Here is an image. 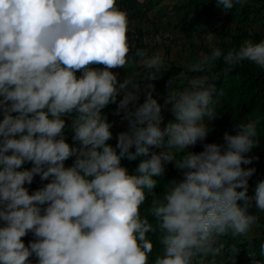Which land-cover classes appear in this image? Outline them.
Returning <instances> with one entry per match:
<instances>
[{"label": "clouds", "instance_id": "9594fccd", "mask_svg": "<svg viewBox=\"0 0 264 264\" xmlns=\"http://www.w3.org/2000/svg\"><path fill=\"white\" fill-rule=\"evenodd\" d=\"M217 3L234 6V0ZM129 25L117 0H0V264H33V255L35 264H149V233L157 228L163 250L152 264H195L197 256L219 253L221 236L248 235L258 223L247 208L255 199L264 211V179L254 197L247 195L256 169L242 166L259 143L257 120L241 122L236 134L226 131L223 143L205 142L198 152L189 146L205 140L218 114L223 89L208 71L221 57L227 65L247 59L264 67V39H246L226 53L215 47L191 62L189 69L202 74L183 88L170 81L173 118L162 127V105L152 92L137 105L136 82H120L111 70L133 59ZM135 55L147 70L165 68L160 52L148 56L137 48ZM121 93L129 126L113 146L102 109ZM124 157L143 158L129 172ZM26 162L32 166L22 168ZM169 163L182 178L161 193L157 177ZM36 174L48 182L30 194L25 184ZM149 197L155 224L141 213ZM29 231L36 239L26 246L21 238Z\"/></svg>", "mask_w": 264, "mask_h": 264}, {"label": "trees", "instance_id": "16d2710c", "mask_svg": "<svg viewBox=\"0 0 264 264\" xmlns=\"http://www.w3.org/2000/svg\"><path fill=\"white\" fill-rule=\"evenodd\" d=\"M150 2L151 0L148 3ZM119 6L126 9L128 14H142V10L138 8L136 0H120ZM172 10L174 14H179V17L175 18V24L184 33L185 40H182V44L184 49L186 48L188 50L187 58L184 62L178 64L168 61V68L165 71L163 69L162 73L153 71L157 75L156 77L153 78L148 75L149 82L152 84L157 83V80L161 76L163 77V75L169 78L174 73H182L183 75L173 79L172 86L175 88H183L187 86L190 76L193 74H202V72L193 73L188 65L204 54H211L213 49L203 43L195 44L194 33L199 30L201 34L204 32V29H200L198 25L201 17L209 22L216 17L218 10H222L225 13L223 27L235 23V30L231 34L230 40L228 42L223 41L218 45L225 53L229 49L238 48L246 39H251L255 42L264 39V0H234V6L226 10L217 3V0H185V4L183 5H173ZM171 17L174 18V15H171ZM165 23L164 17L158 13H154L152 19L153 27L149 30V33L158 32V26L166 30L170 27V23L167 25ZM177 40H180V38L175 37L174 41L177 42ZM137 46L139 47L140 45L138 44ZM144 47L146 48L147 45ZM226 68L230 69L227 73H225ZM79 73L80 71L77 70V75ZM208 74L209 76L217 77L214 82L217 84L218 89H223V94L217 97L216 111L218 114L210 122V118L205 117V122H209L210 130L204 141H198L195 145H191L189 150L195 152L201 151L203 149V143L205 142L223 143L224 133L226 131L230 134H236L239 131V124L241 122L257 120L259 143L253 146L250 152L245 153V155L253 157L251 163L242 165L246 168L255 167L256 169L252 176L248 178L249 186L247 195L254 197L256 184L259 180L264 179V67L247 59L236 65H227L223 57H221L208 71ZM122 98L123 94L121 93L117 96L115 102H110L102 109V113L106 119L112 123L110 129L112 132L117 122L124 116V110L119 108V101ZM130 106L131 102L128 107ZM167 108V120H169L173 118L170 111L171 102L167 103ZM0 119H2V114H0ZM73 134L70 125L67 131H65V139L70 145L76 143L72 140ZM107 143L115 146L117 142L112 136ZM131 150L134 151V147ZM117 151L119 150L117 149ZM142 158L137 157L134 160H129L124 157L121 158V164L126 166L129 172H133ZM74 159L75 156L69 157L65 161V166H70L74 162ZM31 166L32 162H26L21 167L30 168ZM180 178H182L181 172L172 163L166 164L163 177H157V191L162 193L168 186V181ZM46 182L48 181H42L40 175L36 174L32 183H26L25 187L29 189L31 194ZM150 199L149 197L141 205V213L142 215H148L149 219L155 224V218L147 211ZM238 203L243 206L245 201L241 199ZM248 203L249 207L247 208V212L250 214L254 213L255 208H257L255 199H252ZM262 223V228L253 234L233 236L229 232L221 236L218 241L220 251L217 254L223 255L225 260L233 261L234 264H252L253 260L256 259L264 261V217ZM161 236L162 232L158 228L155 233H149V237L153 242V249L149 254V264H152L155 257L162 253L163 245ZM249 236L252 237L251 240H249ZM33 256H30L28 259L30 260ZM211 256L212 253L207 256H197L195 264L207 262ZM36 258L38 259V257Z\"/></svg>", "mask_w": 264, "mask_h": 264}, {"label": "rangeland", "instance_id": "374dc122", "mask_svg": "<svg viewBox=\"0 0 264 264\" xmlns=\"http://www.w3.org/2000/svg\"><path fill=\"white\" fill-rule=\"evenodd\" d=\"M119 1L120 0H117L118 4ZM149 1L150 0H136L138 8L142 10V14H129L130 32L126 33V35L132 45L129 56L133 57V59H131L125 66L115 67L111 70L117 75V79L120 82L126 78L130 81L136 82L138 87L133 89V91L138 92L139 95V99L135 102L137 105L139 103H143L146 99L147 92H152L153 97L162 105V111L165 117V120L162 122L163 127L167 122L168 102H166V97L169 92L170 81L173 84V79H176L183 74L174 73L169 78H167L166 75H163V77L159 76L160 78L157 80V83L152 84L149 82V74L147 71L153 72L155 69L147 70L145 64L143 63V58L136 56L135 52L137 48L145 49L148 56H151L155 52H160L165 60V68H162L158 73H162L163 69L165 71L168 68L169 62L178 64L186 60L188 50L186 48L184 49L182 44V40H185L183 36L184 33H182L181 28L179 26L176 27L175 24V18L179 17V14H174L172 10L173 5H183L185 4V0H151V2L148 3ZM154 13H158L160 16L164 17V21L166 22L165 24L167 25L170 23V27L165 30L158 26L159 31L156 32L157 34L154 32L149 33V30L153 27L152 19ZM171 15H174V18L171 17ZM224 16L225 13L222 10H218L216 17L209 22L205 21L204 18L201 17L198 23L200 27H198L200 29H204V32L201 34V31L199 30L194 33L195 44L203 43L213 49L218 47V45L223 41L228 42L231 34L234 33L235 23L223 27ZM165 36H168L169 38L165 39ZM175 37L180 38V40H177V42L174 41ZM138 44L140 45L139 47L137 46ZM145 45H147L146 48L144 47ZM98 66L103 67V65ZM132 106L133 104L131 102L130 108ZM70 125L71 119L70 117H66L65 131H67ZM128 126L129 122L126 118H124V116L119 122H117L114 131L112 132L116 142L118 140V133L127 130ZM254 213L259 216V221L257 224L253 225L249 234L259 231L263 226L262 221L264 211L255 208ZM3 223V221H0V225ZM21 239L24 240L27 246L29 241L36 239V237L33 232L29 231L27 235ZM30 260L33 261V264H35L37 258L34 255ZM202 264H234V262L227 261L223 255L215 253L212 254L207 262H203Z\"/></svg>", "mask_w": 264, "mask_h": 264}, {"label": "built area", "instance_id": "2783aa9c", "mask_svg": "<svg viewBox=\"0 0 264 264\" xmlns=\"http://www.w3.org/2000/svg\"><path fill=\"white\" fill-rule=\"evenodd\" d=\"M165 38H167V36H165ZM253 264V263H252Z\"/></svg>", "mask_w": 264, "mask_h": 264}]
</instances>
